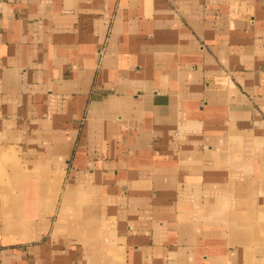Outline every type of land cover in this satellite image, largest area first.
<instances>
[{
  "label": "crops",
  "instance_id": "crops-1",
  "mask_svg": "<svg viewBox=\"0 0 264 264\" xmlns=\"http://www.w3.org/2000/svg\"><path fill=\"white\" fill-rule=\"evenodd\" d=\"M0 264H264V0H0Z\"/></svg>",
  "mask_w": 264,
  "mask_h": 264
}]
</instances>
